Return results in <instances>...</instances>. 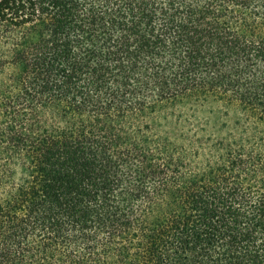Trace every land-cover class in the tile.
<instances>
[{
	"label": "trees",
	"instance_id": "1",
	"mask_svg": "<svg viewBox=\"0 0 264 264\" xmlns=\"http://www.w3.org/2000/svg\"><path fill=\"white\" fill-rule=\"evenodd\" d=\"M0 264H264V0H0Z\"/></svg>",
	"mask_w": 264,
	"mask_h": 264
}]
</instances>
